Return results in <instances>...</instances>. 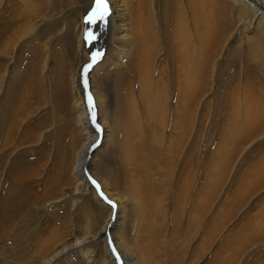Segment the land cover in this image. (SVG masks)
Segmentation results:
<instances>
[{
  "label": "bare ground",
  "instance_id": "bare-ground-1",
  "mask_svg": "<svg viewBox=\"0 0 264 264\" xmlns=\"http://www.w3.org/2000/svg\"><path fill=\"white\" fill-rule=\"evenodd\" d=\"M26 2H30V7L23 11L22 20L12 35L6 39L8 32L0 31V36L3 35L0 63L5 66L0 76V108L7 106L11 97L9 94L17 83L16 77L22 82V87L14 90L16 95L19 89L29 94L32 87L37 93L40 82L50 81L53 84L56 76L59 78L53 85L60 91L58 111L61 120L65 119L68 123L66 129L70 135L69 152L72 154L70 166H64L61 172V181L70 188V205L73 208L79 206L83 216L90 221L88 237L75 238L73 243L63 244L59 243L63 238L59 239L56 248L41 257L39 264H80L78 256L83 264H148L146 255L152 257L151 264H155L157 247L152 249L151 254L145 255L140 246L156 233L173 236L169 230L162 228L167 219L169 202L172 203L170 209L178 203L179 214L187 216V220H181V226L183 223L189 226L193 216L191 224L200 228L204 223V230H208L207 214L195 211L187 168L177 165V161L182 157L186 159L188 152L187 121L200 112L202 101L209 92L207 88L213 81L221 82L224 67L230 61L228 54H231V49L226 57L223 51L232 40H238L241 28L251 31L239 42H246L248 84L252 85L248 86L252 149L258 143H264V86L259 83L264 79V0L261 3L256 0H198L194 7L195 30L192 33L186 29L182 34L166 18L171 8L168 0H107L110 15L100 38L96 28L84 23L81 8H74L72 1L58 17L40 15L36 0H24L22 4ZM7 4L8 0H0V17L8 10ZM240 23L243 24L241 28L238 27ZM89 29L97 36L91 44L85 40ZM97 52L102 56L88 69V87L85 89V69ZM66 54L72 60L69 71L66 70L69 62L65 59ZM36 56H42L39 69L36 68ZM53 85L49 86L51 90ZM254 85H259V93ZM88 93H91L95 105V124L88 111ZM43 106L36 103L26 112L30 123L44 114L42 110L48 107L46 105L42 109ZM96 125H99V131ZM160 133L166 139L169 137L170 145L177 148L169 158V182L161 179L162 157H156L146 165L144 156L135 151L145 149L147 138L153 135L152 140L156 141ZM46 134L36 135L38 138L34 143H21L23 149L37 150L35 146L46 138ZM125 148L127 151L121 157L120 151ZM115 151L121 164L128 166L123 168L124 174L120 177L122 174L118 176L112 164L108 163L109 173L103 176L100 168L109 153ZM6 161L8 164L9 161ZM129 172H132L134 181L131 189ZM146 173L153 180V186L147 187L144 181ZM177 175H184L187 179L181 197L176 196ZM257 179L255 199L264 189V171ZM92 180L99 184V191ZM122 181L125 183L124 190L120 188ZM18 203L19 200L8 196L7 190L2 197L0 193V226L2 221H14L19 211ZM61 205L66 204L53 202L47 205L50 209L46 210L51 213L50 210L54 211ZM257 205L256 230L259 238L252 249L264 252V204L260 202ZM69 211L65 210V213ZM74 213L71 211V214ZM100 215H103V222H96L95 217ZM145 223L147 234L144 237L141 225ZM209 237L194 251L191 264H197L202 259H206L204 264H210L208 258L211 254L208 255L212 243ZM251 242H243L240 247L246 249ZM183 247L187 249V244ZM113 248L116 249L115 254ZM181 254L184 255L185 251ZM11 259L7 258L8 264ZM182 261L174 263L182 264Z\"/></svg>",
  "mask_w": 264,
  "mask_h": 264
},
{
  "label": "rangeland",
  "instance_id": "rangeland-1",
  "mask_svg": "<svg viewBox=\"0 0 264 264\" xmlns=\"http://www.w3.org/2000/svg\"><path fill=\"white\" fill-rule=\"evenodd\" d=\"M23 1L8 0V10L0 17V31L8 32L6 39L17 29L22 20L23 11L30 7V2L22 4ZM36 1H38L39 14L48 17H58L61 12L68 9L71 1L74 3V8H81L85 17L95 6V0ZM168 1L171 8L168 10L167 20L177 26L180 34L185 33L186 29L193 33L197 25L194 7L198 0ZM256 1L262 2V0ZM136 14L137 12L135 16ZM178 14L181 16L177 17ZM12 16L13 18H10ZM90 26L96 28V33L100 38L102 28L106 24L98 21ZM238 27H243V24H238ZM1 32L0 34H2ZM249 32L251 31H244V28H241L238 40H232L228 48L223 51L225 56L231 49V54H228L230 61L224 67L221 82L213 81L212 85L207 88L209 92L202 101L200 112L194 119L187 121L188 152L185 155L187 161L185 157L177 161V165H184L187 168L186 175L192 182L193 194L191 197L195 202V211H204L207 214L208 224L210 223L208 230H204V223L200 228L196 224H191L193 216L190 218L189 226H185V223L181 226V220H187V216L179 214L181 211L178 203L170 209L172 203L169 202L167 219L162 228L169 230L173 236L156 233L153 238L145 240L140 246L145 255L151 254L152 249L157 247L154 257L155 264H175L181 259H183L182 264H191L190 262L194 259V251L208 239V233L210 234L209 241L212 243V250L208 255L209 257L211 254L210 260L207 257L208 261H211L210 264H264V252L258 248L252 249L253 243H256L259 238L256 230L257 204L260 202L264 204V189L259 192L261 194L257 199L254 195L255 180L257 182L258 175L264 171V143H258L252 149L250 141L248 86L252 85L248 84L246 42H239V39ZM2 40L3 35L0 36V47ZM36 58V68L39 69L42 56L40 58L36 56ZM65 59L69 60L66 64V70L69 71L72 64L70 55L66 54ZM4 67L0 63V76ZM258 77L260 80V76ZM58 80L59 78L56 76L53 82L56 84ZM16 81L14 90H17L18 86L22 87V82L17 77ZM259 83L264 86V79ZM39 84L37 93H35L34 87L29 94H25L22 89H19L16 95V91L13 90V95L9 94L11 97L7 106L0 108V193L2 197L7 190L10 198L20 201L18 203L19 211L14 217V221L10 223L8 220L7 222L2 221L0 226V264H8L7 258L8 260L13 258L9 264L11 262L12 264H39L41 257L45 254L48 255L56 248L58 244L56 242L59 239L63 238L62 242H59L63 244L73 243L75 238L88 237L90 221L83 216L79 206L73 208L70 205L69 202L72 201L70 200L72 195L70 188L61 181V172L64 166H70L72 154L69 152L70 135L66 129L68 123H65V119L61 120L62 117L58 111L57 102L61 97L60 91L50 81L49 83L43 81ZM50 85H53L52 90L49 88ZM254 87L259 93V85H254ZM14 98L16 99L9 106ZM28 98L29 100H27ZM36 103L44 105L41 107L42 109L46 105L48 108L42 110L44 114L40 119L37 118V120H33V123H30L26 112ZM16 121L17 123H15ZM42 132H46L47 136L46 138L42 137V141L35 146L37 150L23 149L21 143L36 142L38 138L36 135H41ZM237 137L239 138L236 139ZM152 139L154 136H149L145 149L135 151L144 156L146 165L156 157H162L161 179L169 182L167 173L169 158L174 155L177 148H173L169 143V137L166 139V136L161 133L156 141ZM160 148H164V151L161 152ZM126 151L127 148L121 149L120 156L123 157ZM6 160L9 161L8 164ZM108 163L112 164V168L118 176L124 174L123 168L128 166L121 164L116 151L109 153L108 159L100 168L103 176L109 173ZM181 169L178 174L181 173ZM87 176H89L88 173ZM132 176V172H129L130 189L134 186ZM186 180L184 175L178 176L177 197H181V190ZM144 181H146L147 187L154 185L148 173L145 174ZM123 182L121 190H124L125 183ZM57 201L66 205H61L54 211L50 210L51 213L46 210V208L50 209L48 204ZM65 210L70 211L65 213ZM71 211H75L74 215L71 214ZM1 218L3 219V216ZM103 220V215L95 217L96 222H103ZM185 227L187 231H185ZM141 229L145 237L147 224H142ZM182 239L185 241L182 242ZM250 240L252 242L248 247L246 246V249L240 247L241 243ZM185 243L187 249H184L185 246L183 247ZM83 248L85 247L81 249ZM182 251H185L184 255H180ZM146 258L148 264H151L152 257L146 255ZM77 260L83 264L79 256ZM205 260L202 259L197 264H204ZM61 264L68 263L62 262Z\"/></svg>",
  "mask_w": 264,
  "mask_h": 264
},
{
  "label": "snow or ice",
  "instance_id": "snow-or-ice-1",
  "mask_svg": "<svg viewBox=\"0 0 264 264\" xmlns=\"http://www.w3.org/2000/svg\"><path fill=\"white\" fill-rule=\"evenodd\" d=\"M110 15V11H109V5L107 0H95V6L92 8L91 12L88 13V15L85 17L84 23L85 24H96L98 21L102 22L104 24L107 23V17ZM97 39V36L94 32L91 31V29L86 31L85 34V40L91 44L92 41H95ZM102 56V53H94L92 56V63L87 65L86 69H85V80H84V86L85 89H87L88 87V80H87V72L88 69H90L92 67L93 64H95L96 62H98V60L100 59V57ZM87 100V105H88V111L90 113L91 119L93 124H95L96 122V112H95V105L93 102V97L91 95V93L87 94L86 97ZM97 127V131H99V125H96ZM91 179V177H90ZM92 183L96 185L97 190L99 191V184L96 183L95 180H92ZM100 195L107 200V202L109 204H111L113 207H115L114 203L111 200H108L106 196H104V194L102 192H100ZM113 253H116V249L113 248L112 249ZM117 259L119 260V256L117 255Z\"/></svg>",
  "mask_w": 264,
  "mask_h": 264
}]
</instances>
